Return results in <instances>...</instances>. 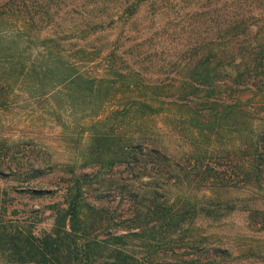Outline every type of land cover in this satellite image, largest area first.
<instances>
[{
    "label": "trees",
    "instance_id": "1",
    "mask_svg": "<svg viewBox=\"0 0 264 264\" xmlns=\"http://www.w3.org/2000/svg\"><path fill=\"white\" fill-rule=\"evenodd\" d=\"M16 92L61 94L99 120L55 191L47 158L21 178L2 155L26 188L0 190V264H264V249L235 255L211 231L236 211L264 230V0H0V108ZM232 188L253 190L252 207L215 196ZM105 189L127 198L121 217ZM23 195L59 196L51 228L17 216Z\"/></svg>",
    "mask_w": 264,
    "mask_h": 264
},
{
    "label": "rangeland",
    "instance_id": "2",
    "mask_svg": "<svg viewBox=\"0 0 264 264\" xmlns=\"http://www.w3.org/2000/svg\"><path fill=\"white\" fill-rule=\"evenodd\" d=\"M171 16L174 15L172 14ZM181 16L182 14L177 18L171 17L170 21L176 23ZM160 22L164 25L168 22V18L164 16ZM173 25L175 24H172L171 30L176 28ZM97 66L99 65L94 67L96 68ZM97 84L99 85L100 83ZM104 117L100 119H104ZM97 120L99 119L92 120V118L84 115L78 109H73L61 94L39 98L35 95L27 96L16 92L13 95L11 104L7 108H0V146L6 145V148L0 151V161L4 163L3 168L5 170L0 180V190H8L10 194L15 195L16 192L26 188L21 187L18 182H13L12 180L14 176H12L11 172L16 171V160L11 162L2 159V155L9 151L20 163L19 167L22 172H17L16 177L21 178H26L28 174L32 173L29 165L34 160L40 161L47 158L54 166V170L49 166H45V189L55 191L56 185L51 183H56L60 178L63 170L62 166L67 164L81 165V153L88 144L89 133H92V131H89L90 126L96 123ZM151 121L152 125L158 130H162L165 127L164 121L160 118H153ZM166 139L177 150L185 147V143L173 133L172 136L167 135ZM230 139V136L224 137L222 146L230 144ZM237 139L236 135L235 141ZM219 144H221L220 141ZM215 159L216 157H214ZM83 171L94 173L96 170L84 169ZM121 171L122 167L116 168L115 175L120 176ZM224 172L227 177L232 178V181H237L235 170L225 169ZM107 173L109 172L102 171L101 176ZM247 191H237V189L232 188L224 192L221 191L215 196H219L221 200L234 202L235 204L233 205L237 209L243 206L242 204H248V206L252 207L257 194L251 192L253 191L251 189ZM103 192L106 196L105 205L110 207L111 210H115L116 217H121L128 210L127 198H124V201L121 202V198L117 193L111 194L107 189ZM57 199H59V196H47L36 200L29 199L24 195L18 196L15 201L18 202L17 205L19 207L17 216L21 217L26 223L37 222L46 217L43 227L51 228L52 220L49 219L50 214L47 206L49 207L57 202ZM240 200H245L244 202L247 204L242 203ZM212 230L218 231L220 239L223 237L222 241L231 247L235 255L240 254L239 250L249 247L264 249V230H261V224L255 226V223H251L247 219V214L240 211L233 212L227 216L220 225H214ZM208 231L210 230L208 229ZM165 260L167 263H174V258L171 256L166 257ZM72 264H87V262L80 258V260H76Z\"/></svg>",
    "mask_w": 264,
    "mask_h": 264
}]
</instances>
